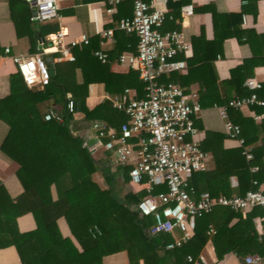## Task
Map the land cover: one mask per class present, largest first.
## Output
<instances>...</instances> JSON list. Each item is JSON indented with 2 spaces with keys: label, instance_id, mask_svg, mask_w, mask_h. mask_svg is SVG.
Here are the masks:
<instances>
[{
  "label": "trees",
  "instance_id": "16d2710c",
  "mask_svg": "<svg viewBox=\"0 0 264 264\" xmlns=\"http://www.w3.org/2000/svg\"><path fill=\"white\" fill-rule=\"evenodd\" d=\"M212 14L215 19L220 17V22L214 24L216 40L236 36L247 43L251 56L232 69L230 78L218 82L212 56L197 58L192 53L185 58L186 74L174 71L162 74L157 81L182 84L198 74V95L202 100L210 97L218 101L215 96L220 94L219 84L227 99L233 96L232 92L247 95L249 91L243 86V80L256 65H264V35L243 26L240 12L215 14L213 11ZM48 30L53 33L58 26L53 24L44 31ZM118 34L123 42L137 44L134 33ZM122 49L117 47L111 57L124 52ZM72 52L73 61L62 65L54 63L55 72L47 85L28 87L15 72L9 77V93L0 98V119L8 127L0 150L17 164L16 176L23 188L20 195L12 199L0 185V248L13 245L21 264H63L48 227L59 216H64L71 229L81 230L82 234L79 237L82 249L70 264H101L103 256L121 250L127 252L129 264H140V260L143 264H190L186 256L197 254L207 239L213 241L218 257L228 251L264 255V236L259 237L252 220L258 210H263L258 206H253L244 217L240 211L215 206L210 213L196 218L193 236L172 249L163 248L171 241V236L160 233L150 239L146 235L145 229L153 223V217L140 215L133 207L145 195L144 188L136 192L127 190L122 199L115 197L110 182L115 178V171L121 170L122 183H128V167L117 166L115 171L108 172L105 161L94 159L88 151L87 146L95 139L88 138L86 146L83 138L71 130L73 114L77 111L82 112L86 120L98 119L118 128L127 116L111 107L110 98L130 86L136 88L139 96H144V83L132 69L125 75L112 72L109 63L100 62L87 44L75 46ZM77 70L80 81L76 80ZM95 82L102 83L109 96L90 109L85 104L87 87ZM258 96L264 100V84ZM253 108L255 112H264V106ZM50 110L60 113L62 120L45 119V113ZM228 113L240 126L245 143L252 147L253 158L247 160L241 147L224 148L221 141L204 138L201 147L211 154L212 168L193 172L189 177L187 191L193 199L203 190L212 196L243 195L246 190L259 189L264 183V135L260 137V133L264 134V121L258 123L251 116H243L239 109L230 108ZM252 165L257 166L253 172ZM99 169L108 184L106 187L94 178ZM231 176L237 179L235 186L230 184ZM156 191H166L165 185L155 187ZM26 211L33 214L36 228L20 232L16 217ZM209 225L215 229L212 235L207 233Z\"/></svg>",
  "mask_w": 264,
  "mask_h": 264
},
{
  "label": "built area",
  "instance_id": "2783aa9c",
  "mask_svg": "<svg viewBox=\"0 0 264 264\" xmlns=\"http://www.w3.org/2000/svg\"><path fill=\"white\" fill-rule=\"evenodd\" d=\"M27 1L35 21L45 22L58 17L56 0ZM120 1L106 0V11L114 12ZM192 11L190 4L181 8L183 16L191 15ZM164 19V10L152 9L150 1L132 0L131 16L119 18L114 28L98 29L99 34L108 39L114 29L137 36L135 52L119 53L117 63L138 72L145 93L138 97L133 90L125 88L120 94L113 95L110 98L111 107L124 112L127 120L118 128L98 119L91 120V134L82 138L85 145L88 138L95 139L92 145H86L94 159L100 154L110 167H128L129 182L145 190V195L133 207L140 215L153 217V223L145 229L146 235L150 239L160 233L171 236V241L163 248L172 249L186 243L194 234L196 218L210 213L215 206L240 211L243 216L253 206L264 210V191L248 189L243 195L217 196L201 191L197 199H193L187 191L191 174L209 169L211 154L202 149V135L193 123L192 116L202 107L198 93L195 90L187 91L175 82L157 81L162 74L185 71V58L191 55V43L184 39L180 30H160ZM242 23L246 24L244 17ZM40 40L41 44L43 39ZM45 42L51 49L48 54L56 52L49 62L45 58V50L40 49L32 54L11 57L16 71L28 87L42 88L47 85L51 76L50 65L73 61L75 56L72 49L88 44L89 38L80 34L66 39L65 30L60 28L47 34ZM8 50L5 48V52ZM93 55L101 62H106L108 58L103 50H95ZM179 55L182 57L178 58ZM243 86L249 91L247 95H235L223 104L212 102V106L218 108L225 136L236 140L242 154L250 160L253 158L252 147L245 143L240 126L231 120L228 110L262 107L264 100L258 96V90L262 87L259 79L247 76ZM68 108L72 110L71 101ZM250 116L256 122L264 121V112L251 111ZM44 118L62 120L60 113L52 110L46 112ZM71 130L77 134L72 125ZM256 169L257 166H250L252 172ZM232 184L236 185L234 179ZM160 185H165L166 191L155 192V187ZM207 233H215L212 225L208 226ZM186 260L190 264H207L200 253L188 254ZM243 260V264L264 263V257L260 254L246 255Z\"/></svg>",
  "mask_w": 264,
  "mask_h": 264
},
{
  "label": "crops",
  "instance_id": "0c3cea01",
  "mask_svg": "<svg viewBox=\"0 0 264 264\" xmlns=\"http://www.w3.org/2000/svg\"><path fill=\"white\" fill-rule=\"evenodd\" d=\"M148 1L151 2L152 9H162L165 12V19L160 27L161 31L180 30L183 33L184 39L191 43V54L194 53L197 58L212 56L218 82L230 78L232 69L241 65L246 58H249L251 52L247 43L239 41L236 36H229L222 41L216 40L217 32L214 29V24L220 22V17L215 19L212 12L214 11L215 14L240 12L242 17L246 19L245 25L241 22L243 26L252 27L257 33L264 35V0H257L251 3L244 2L243 0ZM56 3L58 17L49 21L38 22L32 18L31 7L27 0H0V98L9 93V77L11 74L17 72L16 66L11 59L13 55L32 54L40 49L45 50L46 60L47 58H51L53 53H50L51 55L48 54L51 49H49V46L45 42V36L52 33V31L44 30L53 24H56L58 29L62 28L65 30L66 39L85 34L89 38L87 46L91 48L92 54L95 50H103L107 53V61L102 63H109L112 72L125 75L131 70L127 66L117 63L118 54L113 55V57L111 56L117 47L123 48L124 52H134L136 50V43L123 42V38L118 34L122 32L121 30L114 29L113 35L108 39L102 37L98 29L114 28L119 18L131 16L132 0H121L112 13L106 11V0H56ZM189 4L192 5V14L183 16L181 8ZM42 31L45 32L44 36ZM133 37L136 36L134 35ZM41 38H43V41L40 44ZM5 48L9 49L8 52H5ZM64 62L56 64L62 65ZM50 67L53 68L54 74L56 65H50ZM135 72L138 73L137 71ZM182 74H186V70L182 71ZM197 75L195 74L193 78L182 84L180 82H177V84H181V87L187 91L195 90L198 93L199 84L196 81ZM248 76L256 77L262 82L263 86L264 65H256ZM76 80H81L79 70L76 71ZM219 86L221 91L220 94L215 96L218 100L215 102L223 104L228 99L222 86L220 84ZM126 88L133 90L138 97H142L139 96L135 87L130 86ZM231 95L235 96L236 94L232 92ZM108 96L109 94L105 92L102 83H89L85 104L91 109ZM201 101V110L192 116L195 128L202 135L201 144L204 138L211 137L221 141L224 148H238L236 140L225 136L223 120L219 115L218 108L212 106V102L214 101L210 97L201 99ZM51 103L55 104L53 100H51ZM239 111L243 116L250 117V112L255 111V109L251 106L242 108ZM90 122L91 120L84 118L82 112L77 111L73 114L71 125L80 137L89 136L91 134ZM7 128V124L0 119V144L7 132ZM263 135V133H260V137ZM97 157L99 161H103L100 154H97ZM98 158L95 159L98 160ZM17 167V164L0 150V185L4 187L6 193L12 199L20 195L23 190L16 176ZM211 168L212 165H209V169ZM99 172L100 170L96 171L94 176ZM100 174L102 173L100 172ZM233 179L237 183L236 177L231 176V186H235L232 184ZM95 180L100 184L97 179ZM124 186L132 192H136L139 189L137 186H129L128 183ZM259 189L264 191V183L259 185ZM127 190H125V193ZM235 220L234 218L232 222ZM252 220L259 237L264 236V211L258 210V213ZM16 224L20 232L33 231L36 228L35 218L29 211L19 214L16 217ZM48 230L54 242V248L62 263L70 264L73 262L82 249L79 239L82 235L81 230L74 232L64 216H59L48 227ZM197 253L204 255L207 264H243V258L246 255L258 254L257 252H248L241 255L234 251H228L223 253L221 257H218L211 239H207L202 249ZM261 256L264 257V255ZM139 263L143 264V261L140 260ZM0 264H21L18 252L13 245L0 248ZM101 264H129L127 252L121 250L105 255L102 258Z\"/></svg>",
  "mask_w": 264,
  "mask_h": 264
},
{
  "label": "rangeland",
  "instance_id": "374dc122",
  "mask_svg": "<svg viewBox=\"0 0 264 264\" xmlns=\"http://www.w3.org/2000/svg\"><path fill=\"white\" fill-rule=\"evenodd\" d=\"M43 46H45V44H43ZM108 167H109L108 172L116 170V166L110 167L108 165ZM100 172H101V170H100ZM100 172L97 175H95L94 178L97 179L103 187H106V186H108V184L104 180V178H103L102 174H100ZM115 172H116L115 178L110 182V183H112V193L118 199H122L123 194L125 193V190H127V188H126V186H124L125 184H123L121 181V178H120L121 170H116ZM128 185L131 187H135L134 184H132L130 182H128Z\"/></svg>",
  "mask_w": 264,
  "mask_h": 264
},
{
  "label": "water",
  "instance_id": "95a60500",
  "mask_svg": "<svg viewBox=\"0 0 264 264\" xmlns=\"http://www.w3.org/2000/svg\"><path fill=\"white\" fill-rule=\"evenodd\" d=\"M47 61L49 62L50 58H47ZM49 71H50V74L53 75V68L52 67L49 68Z\"/></svg>",
  "mask_w": 264,
  "mask_h": 264
}]
</instances>
